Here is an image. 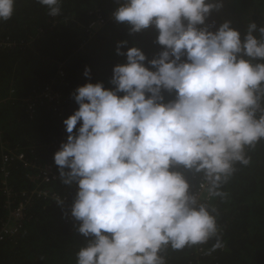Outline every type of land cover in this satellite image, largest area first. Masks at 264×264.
Segmentation results:
<instances>
[{
  "label": "clouds",
  "instance_id": "1",
  "mask_svg": "<svg viewBox=\"0 0 264 264\" xmlns=\"http://www.w3.org/2000/svg\"><path fill=\"white\" fill-rule=\"evenodd\" d=\"M36 2L49 17L61 15L62 0ZM15 4L0 0V22ZM222 7L123 0L112 13L130 35L154 26L164 50L148 60L138 47L121 51L128 42L120 41L116 54L126 63L114 66L113 87L86 83L72 94L78 109L63 121L66 141L53 159L60 181L76 188L70 216L87 240L75 264H166L168 247L213 238L209 253L224 246L216 217L173 170L203 173L209 195L222 198L235 164L249 165L246 149L264 140V26L250 23L243 38L228 20L210 31L206 21Z\"/></svg>",
  "mask_w": 264,
  "mask_h": 264
},
{
  "label": "trees",
  "instance_id": "2",
  "mask_svg": "<svg viewBox=\"0 0 264 264\" xmlns=\"http://www.w3.org/2000/svg\"><path fill=\"white\" fill-rule=\"evenodd\" d=\"M122 2L62 0L61 15L53 18L36 0H16L12 18L0 22V40L8 39L13 45L0 48V98H7L13 88L16 93L14 98L26 96L62 69L67 85L59 88L68 107V118L78 109L72 97L77 87L98 82L106 88L113 87L109 81L114 66L126 63L125 56L116 54L118 42H128L121 51L126 52L135 46L144 52L148 60L157 58L164 49L156 43L158 31L154 26L130 35L127 24L106 21L98 27L93 38L87 34L86 25L99 17L106 20ZM243 2L240 0L235 6L231 3L229 11L237 15L236 20H231V25L235 23L246 32L252 22L258 27L264 26V0H259L256 6ZM255 35L258 36V33ZM86 67L91 69V79L83 75ZM163 95L166 102L174 99V94L164 92ZM61 129V122L55 120L45 107H40L33 118H29L17 100L0 102V143L27 149L50 141L60 134ZM39 152L43 159L38 152L35 155L42 161L52 159L51 151ZM246 154L250 164H235L236 171L220 189L226 196L215 197V201L208 206L216 217L224 246L214 251L212 257L202 259L203 264H264L263 142L247 149ZM173 170L181 172L190 186L196 184L197 176L201 174L182 166ZM25 174L20 166L13 168L11 182L14 190L33 186L26 180ZM54 188L69 193L67 204L72 205L75 196L69 187L64 191L63 183L59 182ZM63 210L50 203L33 201L20 234L0 244V264H75V253L86 246L87 240L77 230L75 233L69 231ZM4 214L0 193V218ZM215 242L213 238L207 244L212 247ZM194 251L195 246L182 250L168 249L161 255L170 264H189L194 258Z\"/></svg>",
  "mask_w": 264,
  "mask_h": 264
},
{
  "label": "built area",
  "instance_id": "3",
  "mask_svg": "<svg viewBox=\"0 0 264 264\" xmlns=\"http://www.w3.org/2000/svg\"><path fill=\"white\" fill-rule=\"evenodd\" d=\"M112 13L108 15L106 20L99 17L97 21H92L86 25L87 34L93 38L101 24L106 21L115 22ZM10 46L13 45L8 39L0 40V48ZM66 85L65 73L62 69H58L57 73L48 79L42 87L34 89L28 95L14 98L16 93L13 88L10 89L7 98H0V102L9 99L17 100L29 118H33L40 107H45L54 115L55 120L57 119L62 125L58 136L48 142L34 144L27 149L12 148L6 142L0 143V193L3 197V209L5 211L3 218H0V244L11 241L20 234L28 218L26 215L27 210L35 200L50 203L52 206L60 208L61 206L57 203V200H63L65 222L71 233L76 232L78 222L70 216L71 205L67 204L70 199V194L54 188L61 181L57 170L58 166L55 165L53 157L55 152L60 149L61 143L65 142L67 137L63 121L67 119L68 107L64 102L62 91L59 88L65 87ZM260 142L264 143V140ZM27 150H30L29 153H27ZM46 150L52 152V159L44 162L35 154L38 152L43 159L39 151ZM12 165H14L13 168L20 166L25 170V178L33 185L32 187L19 189L18 191L14 190L11 182ZM197 178L196 184L190 186L189 194L195 196L199 203L209 206L215 201V197L210 196L208 193L209 185L204 178V174L201 173ZM201 185H204V187H201ZM67 187L69 186L64 185V191H66ZM69 188L72 190L71 192L74 196H76L75 186ZM211 248L208 244L195 246L194 258L189 261V264H203L202 259L214 255V251L209 253ZM168 249H171V247H168L166 250ZM165 261L166 264H170L168 260Z\"/></svg>",
  "mask_w": 264,
  "mask_h": 264
},
{
  "label": "rangeland",
  "instance_id": "4",
  "mask_svg": "<svg viewBox=\"0 0 264 264\" xmlns=\"http://www.w3.org/2000/svg\"><path fill=\"white\" fill-rule=\"evenodd\" d=\"M241 1H242V3H244L243 1H247L252 6H256L259 3V0H241ZM239 2H240V0H222L223 7L220 9V11L219 12H213L211 14V16L209 17V19L206 21V24H209V25L214 23V27L210 28V31L215 32L219 28V26L226 20H228V21H231L232 19L236 20L237 15L234 13L233 14L230 13L229 9H230L231 3L233 6H235ZM231 26L234 29L238 30L241 33L242 38H243L246 31L241 29L240 27H238V25L235 23H233Z\"/></svg>",
  "mask_w": 264,
  "mask_h": 264
},
{
  "label": "crops",
  "instance_id": "5",
  "mask_svg": "<svg viewBox=\"0 0 264 264\" xmlns=\"http://www.w3.org/2000/svg\"><path fill=\"white\" fill-rule=\"evenodd\" d=\"M18 235H19V234H18ZM18 235H17V236H18ZM17 236H16V237H17Z\"/></svg>",
  "mask_w": 264,
  "mask_h": 264
}]
</instances>
